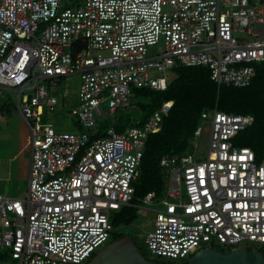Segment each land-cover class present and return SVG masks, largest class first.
Here are the masks:
<instances>
[{
    "label": "built area",
    "instance_id": "built-area-1",
    "mask_svg": "<svg viewBox=\"0 0 264 264\" xmlns=\"http://www.w3.org/2000/svg\"><path fill=\"white\" fill-rule=\"evenodd\" d=\"M64 1L0 0V96L10 90L32 134L26 191L0 190V246L15 264H83L114 232L111 212L132 202L146 139L173 100L92 138L103 102L114 113L136 88H166L177 64L208 66L219 85H249L264 59V0ZM75 73L77 129L39 123L58 107L52 90ZM253 120L204 111L195 137L208 133L206 154L194 144L161 158L165 193L142 198L156 206L145 237L152 255L185 261L209 246H264V155L234 143Z\"/></svg>",
    "mask_w": 264,
    "mask_h": 264
},
{
    "label": "trees",
    "instance_id": "trees-1",
    "mask_svg": "<svg viewBox=\"0 0 264 264\" xmlns=\"http://www.w3.org/2000/svg\"><path fill=\"white\" fill-rule=\"evenodd\" d=\"M254 65L256 74L251 83L235 86L226 83L219 85L211 78L208 66L177 64L172 68L175 77L166 88L134 89L132 104L141 109L142 115L139 118L130 113L117 114L122 110L117 109L115 116L99 122L97 134L92 135V138L105 135L109 127L122 132L129 125H139L164 101L173 100L170 110L162 117L161 128L151 132L146 139L138 174L133 180L135 193L132 202L113 210L110 215L115 228L130 225L138 219L137 207L145 194L154 191L160 197L165 193L168 175L160 164L161 158L165 155L192 153L195 130L202 122L204 111L217 108L229 113H251L254 116L253 122L238 132L234 143L237 146L251 147L259 158L264 155V59ZM124 234L126 233L113 232L110 242ZM141 249L148 259L159 262L184 264L188 260L173 262L153 258ZM260 249L264 251V247ZM2 254L10 255L8 251Z\"/></svg>",
    "mask_w": 264,
    "mask_h": 264
},
{
    "label": "rangeland",
    "instance_id": "rangeland-1",
    "mask_svg": "<svg viewBox=\"0 0 264 264\" xmlns=\"http://www.w3.org/2000/svg\"><path fill=\"white\" fill-rule=\"evenodd\" d=\"M66 3L70 2L67 1ZM149 50L150 54L157 52V48L154 46L150 47ZM167 71L172 77L175 75L172 68H169ZM79 86V74L75 73L63 77L58 87L52 90L59 100L57 109L52 113L44 111L42 116H40L39 123L53 125L59 130H76L80 107L78 100ZM3 92V95L0 96V190L7 195L17 196L26 191L28 187L32 134L29 124L19 114L16 101L10 90L4 89ZM101 107L104 112L100 119L101 121L115 116L114 113L108 112L106 101L102 103ZM119 113H130L136 118L142 115L141 109L134 103L124 107L117 114ZM207 143V132L193 139V144L199 145V155L201 157L206 154ZM193 149H195L194 146L192 147ZM152 208H156V206L141 202L137 207L138 219L130 225L115 228L114 232L120 231L131 234L137 244L144 249L147 256L158 258L150 253L145 242L146 233L151 228L150 219L154 216ZM110 240L111 238L99 247L96 252L108 244ZM260 247L263 248L264 246ZM1 249L3 251L8 250L7 247H1ZM89 259H86L84 263H87ZM162 259L173 261L168 258Z\"/></svg>",
    "mask_w": 264,
    "mask_h": 264
},
{
    "label": "water",
    "instance_id": "water-1",
    "mask_svg": "<svg viewBox=\"0 0 264 264\" xmlns=\"http://www.w3.org/2000/svg\"><path fill=\"white\" fill-rule=\"evenodd\" d=\"M85 264H173L148 259L131 234H124L103 246ZM184 264H264V251L256 246L222 249L204 247Z\"/></svg>",
    "mask_w": 264,
    "mask_h": 264
},
{
    "label": "crops",
    "instance_id": "crops-1",
    "mask_svg": "<svg viewBox=\"0 0 264 264\" xmlns=\"http://www.w3.org/2000/svg\"><path fill=\"white\" fill-rule=\"evenodd\" d=\"M173 77H175V75H173ZM3 111V110H2ZM25 192V191H24ZM24 192L20 193V194H23ZM19 194V195H20ZM12 196V195H11ZM2 246H0V264H15V261L14 259H11V256L10 255H6V254H2V253H5L6 251L9 252V249L6 250V251H3L1 249Z\"/></svg>",
    "mask_w": 264,
    "mask_h": 264
}]
</instances>
